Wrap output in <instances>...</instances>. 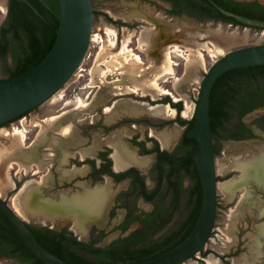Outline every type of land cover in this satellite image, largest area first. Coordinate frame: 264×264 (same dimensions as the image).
Here are the masks:
<instances>
[{
  "label": "rangeland",
  "instance_id": "obj_1",
  "mask_svg": "<svg viewBox=\"0 0 264 264\" xmlns=\"http://www.w3.org/2000/svg\"><path fill=\"white\" fill-rule=\"evenodd\" d=\"M236 1L247 2L249 0ZM256 1L264 4V0ZM0 5H4L6 9L5 12L0 10L1 26L6 19L8 0H0ZM92 6L95 11L106 14L112 20L120 21L124 25L118 26L109 23L103 15L95 16L92 42L84 61L80 65V68L83 70H78L56 95L32 111L27 119L24 120V127L20 125V122L15 121L0 129V154L3 150L12 152L16 147H28L26 145L29 141L27 140L28 136L31 139L34 138L30 145L37 140L34 149H37V155L39 157H36L37 155L35 153L30 158L25 157L21 159L14 157L13 159L16 163L23 161L33 164L34 171L29 172L27 174L28 176H24L21 171L17 176L19 167L14 165L13 169H15V167L16 169L10 170V173L13 179L16 180L17 189L19 190L27 181L41 182L38 186L39 193L37 195L22 198V205L27 207L28 210L23 209L24 212L19 215L28 223L48 226L53 229H62L70 225L71 230L74 231L72 229L73 223H70L72 222V218L65 217L58 219L57 222H52L51 219L45 217L46 209L49 208L52 203L57 204L58 201H62V198H69L66 196L73 194L71 190L62 189L63 184H66L72 179V174H70L68 167H64V164H68V156L66 154H69L71 151L70 146L74 141L73 138H71L73 136V126L68 123H73L75 118L82 119L87 117L85 121L79 124L74 122L76 125L74 128L76 131L75 150H91V155H93L92 151L96 154L98 150L106 149V145L108 144L112 148L113 143L117 139L126 144L125 141H129L133 137H137L139 140L143 141L148 137L154 136L159 140L163 148L171 150L185 131V128H183L176 119L180 117L188 121L193 118L202 79L214 61L220 57V55L216 57L213 56L212 53L207 50L203 51L204 59L198 57L200 46L206 42L210 43L208 40H197L193 43H189L183 39L173 38L169 43L179 44L182 52L172 53V59L175 64L174 73L167 74L158 80L161 87L170 90L172 95H161L155 91H152L153 96L150 95L147 97H143L142 94H125L118 89H123L126 85L134 88L138 82L153 80L161 73L163 66L166 65V61L163 58H156L153 56V53L160 45L161 48L165 50L168 43L163 44V39L159 37V35L153 36L155 25L138 18L137 15L139 12L148 10V8H151L154 12H161L166 19L171 22H177L179 24L186 23L192 30H197L201 33L203 38L207 37V32L209 30H222L228 31V33L237 30L241 34L247 32L249 39L246 42L237 46L228 47L222 55L237 47L264 43V32L261 33L257 30L242 29L209 21L201 23L193 19H188L187 17H170L167 13L170 6L159 0H92ZM107 28H116L115 38L106 33ZM127 33L130 34V42L128 45L129 49L132 51L131 53L137 54L142 58L143 63L140 66H137L134 61H132L133 56L131 57L129 53L122 54V49L127 43ZM142 34L145 35L146 40L144 39V42L147 44V46H144V50L139 48V37ZM112 38H114L116 42L114 46L111 44ZM131 71H138L139 77L136 79L137 81L131 75ZM107 72H109V75L105 76ZM119 72L123 73L122 77L118 74ZM1 77H6V74L0 67V78ZM117 79H121L120 82H118ZM101 80L110 81L111 83L106 87H102L100 84ZM89 85L90 88H95L81 89L83 91V93H81L82 91L79 87ZM97 85H100L102 89L96 87ZM118 92H121V94L118 95ZM113 93L115 96H119V98L115 100L117 101L116 104L115 101L114 104L108 101ZM87 96H89L88 99L86 98ZM162 96L169 97L173 103L181 102L183 108L181 113L177 114L176 110L172 114H166L164 111L154 113L140 104L143 101L148 104L163 102L165 97ZM175 98H177V101ZM73 104L77 106L73 111L76 113V116L71 113L67 115L66 113L61 114V111H57L63 105L65 106L63 110H69ZM83 104H85L84 107ZM111 106L112 111L107 113L105 108ZM262 114H264V108H259L248 114L244 118V121L247 124H251L257 116ZM64 115H66L65 118ZM51 118H55L56 121H58V128L64 126L70 127L71 133L67 138H62L58 134H53L49 129ZM143 119H148L159 125L158 128L148 127L143 123ZM41 120L44 121L41 122ZM89 122H92V128L89 129L90 134H88V129L85 128L89 126ZM30 123L31 125L38 124V127H40L36 136H34V134H36L34 131L35 129L27 134L28 130L32 129V126H29ZM17 129L23 132L17 134L15 131ZM42 130H49L47 134L54 135L56 139L51 140V138L43 137L38 140V135ZM85 131L87 132V137L83 136V132ZM255 133L256 138L252 140L242 142L224 141L219 143L220 152L215 158L217 175L223 180L242 179V186L236 188L235 191L228 192L219 187L218 184L219 208L215 230L213 236H211L205 246L209 255L204 260L201 257H194L184 264H209L208 260H211L214 264H224L220 256L228 257L227 259L232 262L235 261V264H256L257 261L263 259V215H261L260 212L264 209V188L257 186L255 183L250 184V182H256L258 185H264V183L257 182L253 177L245 176L243 170V165L247 160L251 159L252 161H256L264 155V134L258 131H255ZM162 134L174 136V140L169 145H163L160 141V136ZM37 143L40 144V146ZM53 145H59L60 148L57 149L54 147V149L48 151H41V154H39V149H41L42 146L52 148ZM149 145L151 146V144ZM87 146H89L88 149H84ZM126 146L128 145L126 144ZM48 153L56 156L53 157ZM83 154L86 153H81L82 158L86 156H83ZM95 154L94 157L96 156ZM57 158H60V160H55ZM61 158H64V160H61ZM36 171H38V173ZM47 172L50 174L45 175ZM84 172H86V170L81 174L83 175ZM31 173H33V175ZM16 177L20 180H17ZM17 181H19V183ZM103 184L107 185L109 189L108 203L110 199V188L113 196L117 191L127 186V182L114 185L109 181V178H106ZM85 187L86 186L81 188V190H84ZM91 189H88L86 192ZM17 192L18 191L14 189H10L7 185L6 188L0 192V197L12 207V199ZM85 193L77 196L84 195ZM106 208L101 217L89 220V222L92 223H88L89 227L94 224L107 233L105 239L98 244L99 246H107L120 235L118 231L114 230V226L121 220L123 211H117L116 216L113 219H109L107 215L109 208ZM146 209L148 210V208ZM137 227L139 226H133L129 232L135 230ZM74 233H76L77 238L82 241H88L90 238L88 236L82 237V235L75 231ZM261 252H263V254H261ZM0 264L22 263L13 258L0 255Z\"/></svg>",
  "mask_w": 264,
  "mask_h": 264
},
{
  "label": "trees",
  "instance_id": "obj_2",
  "mask_svg": "<svg viewBox=\"0 0 264 264\" xmlns=\"http://www.w3.org/2000/svg\"><path fill=\"white\" fill-rule=\"evenodd\" d=\"M51 10L46 9L37 0L29 2L43 17H37L24 3L9 0V9L5 22L0 26V67L6 77L20 76L37 66L53 47L59 29L58 0H45ZM172 4L168 10L171 16L186 15L198 22H221L233 27H243L233 18L220 13L209 0H164ZM229 12L240 16L264 21V5L256 0L238 2L236 0H212ZM103 15L112 24L123 26L120 21L112 20L108 15L94 10V16ZM259 31L260 29L252 28ZM169 103L178 112L182 103ZM264 105V65L237 68L225 72L215 82L210 96V128L214 155L220 152L221 139L237 138L230 130L246 128L243 118L255 108ZM188 123L187 131L193 127V119ZM13 122V121H11ZM11 122L2 126H7ZM258 126H264V116L254 120ZM242 137V136H241ZM239 137V138H241ZM245 138V137H242ZM181 147L175 158L192 153L197 142L183 135ZM170 170L165 195L169 200L165 208L146 214L143 220L145 233L134 232L127 237H118L107 246H99L105 239L104 232L91 231L88 241L79 240L67 229L60 231L44 226L27 224L35 240L49 253L67 264H135L156 258L179 245L192 231L201 209L202 187L193 160L183 163L170 162ZM185 170L192 179L190 188L183 190L182 178L176 180L174 172ZM137 219L129 213L126 220L117 228L128 230ZM155 237L156 235H158ZM0 246L9 258H16L23 264H33L34 255L22 244L13 225L0 209ZM35 264H44L37 262Z\"/></svg>",
  "mask_w": 264,
  "mask_h": 264
},
{
  "label": "water",
  "instance_id": "obj_3",
  "mask_svg": "<svg viewBox=\"0 0 264 264\" xmlns=\"http://www.w3.org/2000/svg\"><path fill=\"white\" fill-rule=\"evenodd\" d=\"M17 1L26 4L36 16L43 18L29 0ZM37 1L51 10L45 0ZM209 2L224 16L241 23L242 29L256 28L261 33L264 32V21L240 16L224 10L212 0ZM58 5L59 29L55 43L46 57L20 76L0 78V126L23 117L56 95L76 74L87 55L92 42L95 17L92 0H58ZM257 65H264V43L241 46L225 52L205 73L199 87L193 127L186 133L187 138L197 142V147L181 158L168 156L176 163L187 160L195 162L202 187L198 219L190 234L179 245L156 258L135 264H184L203 251L211 237L217 209L218 182L209 115L211 91L225 72ZM0 209L19 234L22 244L34 255L33 264H67L47 252L35 240L26 221L1 197Z\"/></svg>",
  "mask_w": 264,
  "mask_h": 264
},
{
  "label": "flooded vegetation",
  "instance_id": "obj_4",
  "mask_svg": "<svg viewBox=\"0 0 264 264\" xmlns=\"http://www.w3.org/2000/svg\"><path fill=\"white\" fill-rule=\"evenodd\" d=\"M159 1L168 4L170 6V9L172 8V4L170 2H167L164 0H159ZM8 9H9V0H8V5H7V12H8ZM167 13H168V11H167ZM170 17L181 18V17H188V16L183 15V16L179 17V16H171L170 15ZM191 19H193V18H191ZM193 20H195V19H193ZM195 21H197V20H195ZM115 30H116V28H115ZM118 74L121 77L123 76V73H121V72H119ZM108 75H109V72H107V75H105V76H108ZM120 80L121 79H117V81H119V82H120ZM110 83H111L110 81L101 80L100 84L102 85V87H106ZM96 87H99L100 89H102V87L100 85H97ZM79 88H80V90L81 89L85 90L86 88H90V85L84 86V87H79ZM92 88L94 89L95 87H92ZM92 88H90V89H92ZM81 93H83V91ZM162 97H165V96H162ZM86 98L88 99L89 96H87ZM118 98H119V96H115L113 93V95L111 96V98L108 99V101L114 104V101L117 100ZM166 98L167 97H165L163 102H159V103L160 104L161 103L169 104V103L164 102L166 100ZM154 104H156V103H153L151 105H154ZM64 108H65V106L63 105L57 111L58 112L61 111L60 112L61 114L66 113V115H67V114L71 113L74 116H76V113H74L73 111L77 108V106H75L73 104V106L69 110H63ZM259 108H264V105L255 108L253 111H255ZM34 110H32V111H34ZM253 111H251L250 113H252ZM31 112L26 113L23 117L16 119L15 121L20 122V125L23 126L24 120L27 119V117L30 115ZM104 113H105V110H104ZM176 113L180 114L181 112H178L176 110ZM250 113H248V114H250ZM248 114H246L244 116V118ZM66 115H64V118L66 117ZM261 116H264V114L259 115L256 118H259ZM244 118H243V122L246 125V128H244L242 130H230L231 135L237 136V138L232 137L229 139H221L220 142H224V141L242 142V141H246V140H252V139L256 138L255 131H258V132L264 134V126L262 127V126H258L257 124H255L254 120L256 118L252 121L251 124H247L244 121ZM86 119H87V117H84L82 119L75 118L74 122L79 124V123L85 121ZM176 120H177V122H179V124L183 128H185V131L183 132L182 136L180 137V139L177 141V143L175 144V146L171 150H167V149L163 148L161 146L159 140L152 135L151 136L153 138L148 137L143 141L139 140L137 137H133L129 141L124 140L126 142V144L128 145V147L131 150H133V153H135L138 157H150V160L152 159V161H150V163L148 165H146L145 167H141L140 165H128L124 169H120V170H117L115 168L114 160L112 157V153H113L112 148L113 147L111 148L109 146V144L106 145V147H107L106 149L98 150L96 152V154L94 151H92L93 155H91L92 154L91 150H85V151L75 150L76 131L74 128L76 127V125L74 124V122L68 123V124L73 126L72 127L73 128V136L71 138H73L74 141L70 146L71 151L69 152V154H66L68 156V164H64V167H68L70 174H72V179L70 181H68L66 184H63L62 189L71 190V192L73 194L70 196L68 195L66 197H69L70 200H73V199L75 200V199H80V198L85 199L93 191V188H95L99 185H103V183L106 181V178H109V181L111 183H113L114 185L120 184L123 182H127V186L125 188L117 191L113 196H112V191L110 188V199H109V203L107 202L108 206L106 204L107 208H109L108 213H107L108 218L113 219L116 216L117 211H123V215H122L121 220L118 222L117 225L114 226V230L118 231L120 233V235L118 237H127L134 232H139L141 234L145 233L143 220L146 219V214L153 213L155 210L160 209V208L161 209L165 208L167 206V202L169 200L170 194L166 196L165 193H166V185L168 183V177L170 174V170L173 168V166H171L170 162H173V161H171L168 158V156H172L175 158L176 154H178L176 151L181 147L180 145L182 144L183 135L185 132L187 133V126H188V123L184 122L186 120H184L183 118L179 117ZM15 121H13V122H15ZM43 121L44 120H41V122H43ZM142 121L148 127L158 128V126H159V125L151 122L148 119H143ZM13 122H11V123H13ZM135 122H139V121H135ZM63 125H67V124H63ZM91 125H92V122H89V126L85 127L86 129H88V134H90L89 129L92 128ZM29 126H32L31 127L32 129H29L27 134H29L33 129H35L34 131L36 134H34V136H36L38 131L40 130V127H38L39 125L38 124L37 125L36 124L31 125V123H30ZM3 127H5V126H0V129ZM86 135H87V132L86 131L83 132V136L87 137ZM241 136L245 137V138H242ZM239 137H241V138H239ZM27 140H29V141L26 143V145L29 146L33 142L34 138L31 139L28 136ZM149 144H151V146ZM54 147L57 149L60 148L59 145H53L52 148L42 146L41 149H39V154H41V151H48L50 149H54ZM88 147L89 146L85 147L84 149H88ZM82 152L86 153L85 154L86 156L84 158L81 157ZM48 154H50V153H48ZM94 154L96 155L95 157H94ZM50 155L53 157L56 156L54 154H50ZM215 158H216V156H215ZM55 160L59 161L60 158H57ZM61 160H64V158L63 159L61 158ZM174 163H176V162H174ZM15 169H16V167H15ZM15 169H13V170H15ZM48 170H50V169H48ZM85 170H86V172H84L82 175L81 173ZM216 171H217V169H216ZM48 172L45 175H49L50 173H48ZM23 174H24V172H23ZM31 174L33 175V173H31ZM75 174H77V175H75ZM172 175H173L172 178H174L176 180H179L182 178V187H183L184 191H185V189L190 188V186L192 184V179H191L189 174L186 175L185 170H181V171L179 170L178 172H174ZM16 179L20 180L17 177H16ZM226 180H228V179H226ZM226 180L221 179V177L219 175H217V182H218L217 183V209H216L215 223H214V227H213L211 236H213V234H214L216 219H217V215H218L217 212H218V208H219L218 184H220V182H223ZM14 181H15V186L11 187L10 189L16 190L18 187L16 185V180H14ZM17 182L19 183V181H17ZM251 183H255L257 186L264 188V185H258L256 182H253V181L250 182V184ZM84 186H86L84 188V190H81V188H83ZM78 188H80V189H78ZM88 189H91V190L86 192ZM83 193H85V194L81 195V196H77V195H80ZM59 199H57V200H59ZM57 203H60V201H58ZM106 206H105V208H106ZM146 208H148V210ZM105 212H106V210H105ZM105 212H104V214H105ZM129 213H131L132 216L137 217V219L131 224V226L128 228V230L122 231L121 229H118L117 227L119 225H121L126 220V217ZM260 214L263 215L262 216L263 217L262 234L264 237V209L260 212ZM103 217H104V215H103ZM93 222H99V221H93ZM26 223L33 225V226H37V227L43 226V225L31 224V223H28L27 221H26ZM88 223H92V222L88 221ZM88 225H87L88 232L84 235V237H87V236L90 237L91 231L93 229H95L97 232H104L105 237L107 236V233L103 229H99L94 224L90 225V227ZM135 225H138L139 227H137L135 230L129 232V230ZM44 227H48V226H44ZM68 227H64L62 229H67L68 232L73 233L74 236L77 237V234L71 230L70 225ZM48 228L53 229L52 227H48ZM62 229H54V230L60 231ZM157 236H159V234L156 235L155 237H157ZM206 245H207V243H206ZM4 248H6V247L0 246V255L8 257L2 251V249H4ZM261 254H263V252H261ZM208 255H209V253H208L207 249H205V247H204L203 251L198 253L195 257L196 258L201 257L204 260L206 257H208ZM227 258L228 257L220 256V259L224 264H235V261L234 262H232L231 260L229 261ZM13 259L18 261L16 258H13ZM206 262H207V259H206ZM245 264H253V263H245ZM256 264H264V255H263V259L260 261H257Z\"/></svg>",
  "mask_w": 264,
  "mask_h": 264
},
{
  "label": "bare ground",
  "instance_id": "obj_5",
  "mask_svg": "<svg viewBox=\"0 0 264 264\" xmlns=\"http://www.w3.org/2000/svg\"><path fill=\"white\" fill-rule=\"evenodd\" d=\"M0 10L5 12L6 10L5 6L0 5ZM137 17L155 25L153 36L159 35V37L163 39V44L168 43L165 50H163L160 45L158 46V49L153 53L154 57L159 59L163 58L166 61V65L163 66L161 73L155 79L138 82V84H136V87L134 88L126 85L123 89H118L123 91L127 95L142 94L143 97L150 95L153 96L152 91H155L161 95H172V92L170 90L161 87L158 80L166 76L167 74L174 73L175 64L172 59V53L182 52L179 44L169 43V41L173 40V38L183 39L189 43H193L197 40H206V41L208 40L210 43L206 42L199 48L200 51L198 52V57L200 59H204V54H203L204 50L211 52L212 55L215 57L217 55L221 56L228 47L240 45L241 43H244L249 39L247 32L241 34L237 30H234L232 33H228V31H222V30L221 31L209 30L207 32V37L203 38L201 33H199L197 30H192L186 23L179 24L177 22H171L170 20H167L166 17L161 12H154L152 11L151 8H148V10H142L141 12L138 13ZM106 33H108L109 35L115 38L116 30L115 28H107ZM114 38L111 39V44L113 46L116 44ZM144 39H145V35L142 34L139 37V48L142 50H144L145 45L147 46V44H145L144 42ZM129 40H130V34L127 33L126 35L127 43L124 45V48L122 49V54L129 53L131 57L133 56L132 61H134V63L137 66H140L143 63L142 58L137 54L131 53L132 51L129 49V45H128V43L130 42ZM131 75L135 78V80L139 77L138 71L137 72L131 71ZM117 94L120 95L121 92H118ZM175 100L177 101V98H175ZM116 103L117 101H115V104ZM140 104L142 106L147 107L148 110L154 113L164 111L166 114H172L175 112V109H173L169 104L156 103L154 105H151L144 101L141 102ZM84 106L85 104H83V107ZM111 111H112V107L106 108L107 113H110ZM50 123L51 125L49 129L53 132V134H58L62 138H67L71 133V129L69 126L58 128L57 127L58 121H56L55 118H51ZM15 131L17 134L19 133L21 134L23 132L20 129H17ZM48 131L42 130L39 133L37 139L40 140L43 137L51 138V140L56 139L54 135L47 134ZM173 140H174V136H168L166 134H162L160 136V141L163 145H169ZM36 141L32 145L26 148L16 147L12 152H8L7 150H3L1 152L0 192H2L7 185L9 186V188L15 186V181L10 173V170L14 168V165H17L19 167L17 176L21 171L24 172V176H26L29 172L34 171L33 164L23 161L16 163L13 161V159L14 157H18L21 159L25 157L30 158L35 153L37 155V149H34ZM38 145L40 146V144ZM83 156H85V154H83ZM36 157L39 156L37 155ZM112 157L114 160L115 168L117 170L124 169L128 165H140L141 167H145L151 161L150 157H138L135 153H133V150H131L119 139H117L113 143ZM243 168H244L243 170L245 172V176L253 177L256 179L257 182L264 183V155L262 156V158L256 161H252L251 159L247 160L244 163ZM36 172L38 173V171ZM242 181H243L242 179H231L226 182L220 183L219 187L225 189L228 192L233 190L235 191L236 188L242 186L241 185ZM40 183H41L40 181L38 182L27 181L23 184L20 190L16 189V191L18 192L15 194V196L12 199V208L18 215L24 212L23 209L28 210L27 207L22 205L21 202L22 198L23 197L25 198L26 196L32 197L34 195H37L39 193L38 186L40 185ZM108 198H109L108 186L105 184L99 185L93 188V191L85 199L80 198V199L70 200V198L64 197L62 198V201L60 203L57 204L52 203L51 206H49L51 210L46 206L47 209H46L45 217L51 219V221L54 222L56 217L59 216L58 211H61L66 218H72L73 221L72 229L79 234L80 232H83V226H85V224H87L90 219L91 220L97 219L102 216ZM208 262L209 264H214L211 260H208Z\"/></svg>",
  "mask_w": 264,
  "mask_h": 264
},
{
  "label": "crops",
  "instance_id": "obj_6",
  "mask_svg": "<svg viewBox=\"0 0 264 264\" xmlns=\"http://www.w3.org/2000/svg\"><path fill=\"white\" fill-rule=\"evenodd\" d=\"M59 216L56 217L55 221H57L58 219H62L65 218V216L62 214L61 211H58ZM72 221V220H71ZM73 223V221L71 222V224ZM88 225V224H87ZM87 225L83 226V232H80L79 234L82 235V237H84V235L88 232L87 230Z\"/></svg>",
  "mask_w": 264,
  "mask_h": 264
},
{
  "label": "built area",
  "instance_id": "obj_7",
  "mask_svg": "<svg viewBox=\"0 0 264 264\" xmlns=\"http://www.w3.org/2000/svg\"><path fill=\"white\" fill-rule=\"evenodd\" d=\"M92 35H93V32H92ZM79 70L81 71V70H83V69L79 68Z\"/></svg>",
  "mask_w": 264,
  "mask_h": 264
}]
</instances>
